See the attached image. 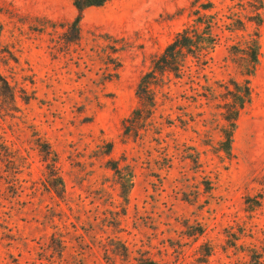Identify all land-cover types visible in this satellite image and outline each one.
<instances>
[{"label":"rangeland","instance_id":"1","mask_svg":"<svg viewBox=\"0 0 264 264\" xmlns=\"http://www.w3.org/2000/svg\"><path fill=\"white\" fill-rule=\"evenodd\" d=\"M243 3L108 0L83 11L75 40L71 0H0V264H138L140 254L202 264V243L207 264H251V248L264 252V22L248 20ZM211 4L208 13L246 30L214 27L205 69L192 59L193 78L170 75L153 114L130 129L139 78L192 10ZM254 30L251 99L227 153L221 97L206 88L243 78L229 48ZM52 158L64 199L48 183ZM112 161L131 169L127 200ZM119 239L128 258L112 253Z\"/></svg>","mask_w":264,"mask_h":264},{"label":"trees","instance_id":"2","mask_svg":"<svg viewBox=\"0 0 264 264\" xmlns=\"http://www.w3.org/2000/svg\"><path fill=\"white\" fill-rule=\"evenodd\" d=\"M107 1L108 0H71L76 9V16L70 25L75 31V40L79 36V21L83 11L89 7L103 6ZM263 1L264 0H245L242 8L246 10L248 6L249 9H251V13H253L252 16H247L248 20H253L256 24L264 22V16L259 12V10L263 8ZM208 7H212V4L206 7H197L192 10L191 14L195 16L192 19V23L185 25L174 35L173 39L164 47L163 51L152 60V67L139 78L136 87V95L142 107L134 109L132 116L125 120L129 121V126L127 127H130V129H137L141 121H144V118L150 117L153 114L156 104V88L163 87L169 82L170 75L181 78L187 74L193 78L194 75L191 74L190 71L191 65L188 64L192 59V61L195 62L196 73H200L205 69L204 64L209 59L208 55L218 41V35L213 31L214 27L223 25L227 26L230 31L234 29L246 30V26L240 19L237 18L234 20L238 23V26H235L234 22L227 23L222 21L221 17H217L216 14L218 13H208ZM246 35V37L243 35L240 41L232 44L229 48L230 56H232L231 60L235 65L236 72L243 78L237 79L234 76H230L225 81H215L216 87L207 85L206 88L209 98L217 99L221 97L216 108L220 109L219 115L225 121L221 126L223 134L221 143L223 145L222 149L227 153H229L231 149L239 113L244 106L250 102L252 92L250 80L256 72L259 62V32L258 30H254L252 33H247ZM1 87H6L7 89L8 84L5 78L0 74V88ZM45 147L47 149L46 151L49 152V147L47 145H45ZM45 158L47 159V156ZM109 165L117 174L124 200H127L126 193L132 185L131 169L128 166L120 167L115 161L110 162ZM48 169L49 176L47 179L49 185L58 197L64 199L66 196L64 182L62 177L58 174V169L53 158L51 159ZM202 232V227L199 226L195 233L201 234ZM116 242L119 244V250H112V253H114V255H120L123 258H128L130 255L128 246L120 239L116 240ZM56 245L61 246L62 240L58 239ZM199 248L200 256L198 257V262L207 264L208 257L211 254V247L206 243H202ZM143 255L144 254H140L138 258H135L138 264H163L149 257H143ZM251 264H264V252H259L251 248Z\"/></svg>","mask_w":264,"mask_h":264}]
</instances>
